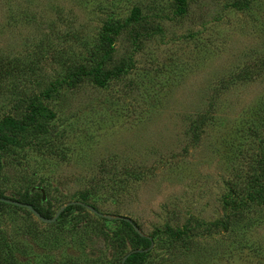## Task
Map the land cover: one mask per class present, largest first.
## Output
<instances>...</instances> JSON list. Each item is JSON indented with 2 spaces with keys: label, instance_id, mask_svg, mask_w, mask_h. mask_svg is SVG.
Here are the masks:
<instances>
[{
  "label": "rangeland",
  "instance_id": "374dc122",
  "mask_svg": "<svg viewBox=\"0 0 264 264\" xmlns=\"http://www.w3.org/2000/svg\"><path fill=\"white\" fill-rule=\"evenodd\" d=\"M175 5L0 0V120L100 62L97 80L39 97L52 116L0 140V196L37 191L48 217L63 205L50 222L0 208V264H118L133 246L137 264H264V202L232 225L220 201L231 180L237 198L264 182V0ZM132 7L101 59V24Z\"/></svg>",
  "mask_w": 264,
  "mask_h": 264
},
{
  "label": "trees",
  "instance_id": "16d2710c",
  "mask_svg": "<svg viewBox=\"0 0 264 264\" xmlns=\"http://www.w3.org/2000/svg\"><path fill=\"white\" fill-rule=\"evenodd\" d=\"M175 2H176L175 9H174L175 13L177 14L182 13L183 11L182 6L184 4V0H175ZM138 18H139V15L137 13V10L134 7H132L129 11L128 17L123 22L110 23L108 21H104L101 24L100 31L97 35V39L99 41V47H101L102 49L101 59H105L108 57V54L111 49V42H112L111 35L116 34L126 21L136 20ZM99 65H100V62H97L95 66L90 67L88 69L77 67L75 70L69 71L66 78L50 81L47 87H45L38 93L32 95L31 99L26 103L25 116H27V119L14 120L12 118L6 117L0 120V140H4V138H8L11 135V133L16 132V128L18 126H23L25 124H29L33 122L34 116H40V117L52 116V112L41 103V100L39 99V97H48L50 93L54 91L56 87L59 86L61 83L70 85L76 79H78L81 75L90 74L91 76H93L94 79L97 80V75L99 74V71H100ZM8 67H12V64H9ZM1 74L2 73L0 72V78L2 77ZM10 99H13V98L11 97ZM260 172L261 174L262 173L264 174V168H261ZM261 179H264V177H262ZM249 181H250L249 185L243 184L241 187L244 192L243 198H237L236 189L239 190L240 186L237 185L236 180L229 181L228 184L226 185V190L220 196V201L222 202V205L229 206V208L232 209L231 211L232 220H230V223L232 225L239 220L242 221L243 219H245V216H243L244 214L242 211L247 210V208L251 205L257 206L259 205V203L264 202V182L262 183L261 180L259 181L255 180L254 185H256L257 187L254 188L252 185H250L253 181L252 178ZM28 197L29 199H27ZM38 197H39L38 192L33 190L29 192L26 200H23L20 202H26L30 204L36 210L37 203H38ZM7 206H10L12 208H19V209L24 208V207L12 205V204H8L6 202L0 201V208L7 207ZM45 217H48V216H45ZM118 221L123 223L128 229L131 228L130 222L127 221V219L123 218L122 216L118 217ZM130 230H131V234L133 235L131 236L130 240L133 241L135 244L137 242L147 241V239L135 233L134 230L132 229ZM134 247L136 246L131 247L132 248L131 250H127L123 254L124 257L121 261L119 260L118 264H137V261L141 257V252L135 251L133 249Z\"/></svg>",
  "mask_w": 264,
  "mask_h": 264
},
{
  "label": "water",
  "instance_id": "95a60500",
  "mask_svg": "<svg viewBox=\"0 0 264 264\" xmlns=\"http://www.w3.org/2000/svg\"><path fill=\"white\" fill-rule=\"evenodd\" d=\"M0 201L2 202H6L8 204H12V205H16V206H20V207H24L26 208L27 210H29L38 220L40 221H43V222H50V221H53L56 214L59 212V210L62 208V206H60L52 216L50 217H45V216H42L40 215L30 204L26 203V202H20L18 200H15V199H10V198H7V197H3V196H0ZM67 203H80V202H77V201H73V202H67ZM82 205V203H80ZM94 214L96 215H103V216H106L104 214H101L100 212L94 210V209H90ZM124 256L121 257L120 261L123 259Z\"/></svg>",
  "mask_w": 264,
  "mask_h": 264
}]
</instances>
